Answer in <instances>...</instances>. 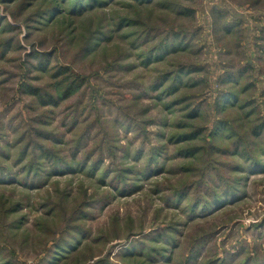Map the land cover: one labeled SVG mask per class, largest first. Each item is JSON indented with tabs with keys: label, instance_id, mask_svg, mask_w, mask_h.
Returning a JSON list of instances; mask_svg holds the SVG:
<instances>
[{
	"label": "rangeland",
	"instance_id": "obj_1",
	"mask_svg": "<svg viewBox=\"0 0 264 264\" xmlns=\"http://www.w3.org/2000/svg\"><path fill=\"white\" fill-rule=\"evenodd\" d=\"M147 2L0 0V264H264V0Z\"/></svg>",
	"mask_w": 264,
	"mask_h": 264
},
{
	"label": "trees",
	"instance_id": "obj_2",
	"mask_svg": "<svg viewBox=\"0 0 264 264\" xmlns=\"http://www.w3.org/2000/svg\"><path fill=\"white\" fill-rule=\"evenodd\" d=\"M142 1H148L147 3H151V0H142ZM54 8L49 10L48 13H51V11L53 12ZM29 91V94L30 96L34 97V98H37L38 99V102L40 105H43V106H48V105H52L54 106L56 104V102H58L59 100L61 99H65L68 97L69 93L71 92L70 90L67 91L63 96L62 98L61 97H54L52 96L51 94H39L37 89H32V90H28ZM60 91H63V90H60ZM223 100H228L227 97L225 96L219 103V105L222 103ZM255 134H256V131H255ZM70 245H68L67 247H64L62 249V251H66V249L69 247Z\"/></svg>",
	"mask_w": 264,
	"mask_h": 264
}]
</instances>
